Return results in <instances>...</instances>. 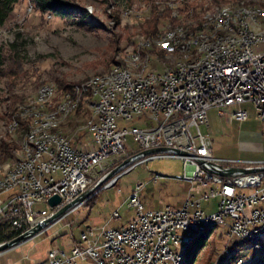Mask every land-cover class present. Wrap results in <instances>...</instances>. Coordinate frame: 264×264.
<instances>
[{
    "label": "built area",
    "instance_id": "2783aa9c",
    "mask_svg": "<svg viewBox=\"0 0 264 264\" xmlns=\"http://www.w3.org/2000/svg\"><path fill=\"white\" fill-rule=\"evenodd\" d=\"M250 32L246 31L243 41L231 51L220 48L213 52V61L198 64V70L180 67L170 71L155 63L148 80L131 79L126 71L114 77L110 86L99 88L98 105H103V112L88 128L90 137L80 145L74 141L59 144L58 140L38 146L26 142L16 151L18 168L3 180L4 187L12 188V195L0 199V234L6 229L19 234L34 226L56 208L49 204L54 210L48 213L34 208L36 202H48L50 196L59 194L57 207L61 206L96 183L94 171H102L105 161L131 152L135 153L128 157L141 155L120 171L143 158L176 157L184 160L185 171L174 178L198 183L205 190L199 197L190 191L180 206L151 208L140 199L145 183L137 182L128 197L129 206L135 208L134 217L120 226L87 228L79 241L68 248L49 249L47 259L37 264H77L80 260L92 264H173L185 236L204 221L219 219L229 236L228 245L255 232V225H264V158L217 157L212 138L201 130L202 124H208L212 108L229 120L246 119L247 109H231L245 101L255 104L264 130V33H259V39H250ZM135 115L138 123L128 125ZM128 134L138 143L133 151L126 150ZM159 147L166 149L141 153ZM40 149H49V158L38 171H31L29 157ZM118 174L104 184L113 183ZM162 176L156 173L153 181ZM216 196L220 198L218 209L207 213L202 200ZM120 217L115 210L112 218ZM263 248L240 255L238 264H248L247 256L252 259Z\"/></svg>",
    "mask_w": 264,
    "mask_h": 264
},
{
    "label": "rangeland",
    "instance_id": "374dc122",
    "mask_svg": "<svg viewBox=\"0 0 264 264\" xmlns=\"http://www.w3.org/2000/svg\"><path fill=\"white\" fill-rule=\"evenodd\" d=\"M71 1L89 11L90 16L85 21L67 22L52 14L45 15L33 10L28 0H20L10 17L0 26V54L6 60L4 65H0V142L4 140L19 146L22 144L25 132L21 133L20 128L14 134H8L13 115L11 112L14 108L34 100L42 83L52 82L59 87L61 82L79 83L107 70L114 63L113 58L118 60L123 58L133 49L135 40L144 34L141 32L147 24L144 23L143 17L148 13L151 3L158 6L160 14L169 12L165 5L167 0H133L130 6H127V3H119L118 0H110L108 3L102 0ZM117 6L122 8V12H115ZM126 9L131 11L126 13ZM116 16H119L120 23L117 22ZM169 20L168 16L162 18L161 26L167 25ZM152 62L156 63V66L159 65L155 59ZM167 64L168 62L162 63L158 67L163 68ZM240 107L248 110L249 116L246 119L229 120L221 116L217 108L210 109L209 122L202 124L201 130L212 138L214 155L217 157L263 159V123L255 104L252 101H245L231 106V109ZM81 109L83 114L73 113L75 117L68 124L69 131L76 135L83 131L79 126L84 118V109ZM134 123H138L137 115L127 122L128 125ZM125 145L127 151L138 148L132 134H128ZM16 151L9 154L0 152V174L17 160ZM133 153L135 152L122 153L109 158L104 162L102 171H94V174H98L94 182ZM184 171V160L176 157L143 158L119 170L113 183L100 187L99 196L93 202L90 212L88 206L87 209L83 208L81 214L75 212L70 216V220L76 221L75 235L79 234L77 225L80 220H84V225L119 226L134 217L135 208L129 206L128 197L137 182L145 183L140 191V199L149 207L180 206L190 191L199 197L205 189L198 183L174 178ZM156 173L163 176L158 181H153ZM219 199L216 196L202 200V206L207 213L218 209ZM34 208L48 213L54 210L46 201L36 202ZM115 210H119L121 215L118 219L111 218ZM54 224L49 227L48 234L39 235L38 232L36 236L28 239L23 249L18 250L17 257L25 253L31 256L33 261H39L52 245L67 248L72 230L69 222H60L56 226ZM209 228H212V232L208 237V243L193 264H219L226 256L234 254L237 250L242 255L256 250L249 242L245 244L236 241L234 246V240L228 245L229 236L224 227ZM11 232L14 231L6 229L0 235ZM258 255L252 259L248 255L246 258L248 264H256V259L260 256ZM182 264L187 262L183 260Z\"/></svg>",
    "mask_w": 264,
    "mask_h": 264
},
{
    "label": "bare ground",
    "instance_id": "6f19581e",
    "mask_svg": "<svg viewBox=\"0 0 264 264\" xmlns=\"http://www.w3.org/2000/svg\"><path fill=\"white\" fill-rule=\"evenodd\" d=\"M166 3L170 13L167 25L155 36L140 35L133 49L121 58L120 63L112 64L109 69L61 92L55 83H42L34 100L20 106L12 115L8 134H14L19 129V118H25L28 122L20 148H24L28 141L31 146L54 140H58L59 144L74 141L76 133L68 130V124L71 115L81 108L84 109V118L78 125L88 133V128L103 112V105H98L99 88L110 86L114 77L124 71L131 79L148 80L155 72L154 59L159 65L168 62L163 68H170V71H177L180 67L198 70V64L213 61V52L220 48L231 51L233 45L243 41L246 31H251L250 39H259V33H264V0H167ZM125 11L130 12L131 9ZM159 65L156 67L159 68ZM47 158L49 149H40L37 155L30 156V170L38 171ZM18 166L17 158L0 174V199L12 195V188L4 187L3 180ZM209 227L220 228L219 219L204 221L198 225V230L185 236L173 264H182L183 248L192 242L198 232ZM236 241L249 242L252 247L261 248L264 246V225H255V232L243 235ZM257 261H260L259 257ZM238 263L240 258L235 264Z\"/></svg>",
    "mask_w": 264,
    "mask_h": 264
},
{
    "label": "trees",
    "instance_id": "16d2710c",
    "mask_svg": "<svg viewBox=\"0 0 264 264\" xmlns=\"http://www.w3.org/2000/svg\"><path fill=\"white\" fill-rule=\"evenodd\" d=\"M20 0H0V26L3 25L6 20L10 17L11 12L13 11L16 3ZM29 3L32 4L33 10L39 11L43 14H52L53 16H56L60 19H63L67 22H76V21H85L87 17L90 16L89 11L84 8V6H79L77 4H73L71 0H28ZM106 3H108L110 0H102ZM133 0H118L120 3H127V6H130L132 4ZM118 3V4H119ZM119 6H117V9L115 12H122ZM123 14V13H122ZM170 13L167 12V14H160L159 8L154 3H151L148 9V13L144 15V23L147 24V26L143 29L141 33L155 36L161 32L163 25L161 26L160 20L162 18L169 17ZM117 17V22L120 23V19ZM121 62V59H119ZM118 59L113 58V64L120 63ZM116 62V63H115ZM6 63V60L3 59V56L0 54V65H4ZM112 66V65H111ZM110 66V67H111ZM109 67V68H110ZM108 68V69H109ZM77 83L70 82V83H59V92L70 89L73 86H75ZM18 107L14 108V110L11 112V115L16 112ZM20 123V132L24 133L26 132L28 128V122L25 118H19ZM20 146L18 144L7 142V141H1L0 142V152L4 153H12L13 151H16L19 149ZM212 232V228H208L204 231L198 232L192 242L188 244L184 248V260L187 262V264H193L199 257L201 251L205 248V246L208 243V237L210 236ZM15 235H17L16 232H11L6 235H0L1 241H6L9 239H12ZM236 243V242H235ZM235 246V244H234ZM240 255H242L238 250L231 255L226 256L224 261H222L219 264H235L237 260L240 258ZM261 256V257H260ZM259 256L260 261H257L256 264H264V253H262ZM260 262V263H259Z\"/></svg>",
    "mask_w": 264,
    "mask_h": 264
},
{
    "label": "crops",
    "instance_id": "0c3cea01",
    "mask_svg": "<svg viewBox=\"0 0 264 264\" xmlns=\"http://www.w3.org/2000/svg\"><path fill=\"white\" fill-rule=\"evenodd\" d=\"M82 113L83 114V110L82 109H79L77 112H76V115L77 114H80ZM75 115H72L71 117V120L72 118H74ZM70 120V121H71ZM69 127V126H68ZM69 130V129H68ZM78 137V138H77ZM90 136L88 133L84 132V131H80L76 137L74 138V142L77 144V145H80L81 144V141H85L86 139H88ZM213 152H214V148H213ZM99 193H100V188H98L94 193H92L90 195V197L87 199V201L83 204H81L80 206H78L76 209H72L68 212H66L65 214H63L62 216H60L58 219L50 222V224H48L47 226H45L40 232H39V235H45V234H48V232L50 231V226L53 225L54 223V226H56L57 224H59L60 222H69L70 224V227L72 228L71 230V234H70V238L71 240L69 241L68 245H67V248L70 247L71 244H73L75 241H79V236H80V233L87 229V228H90V227H98V225H84L83 222L84 220H80V222H78V225L77 227H79V234L78 235H75V225H76V221L74 219H69L70 216H72L75 212H78V214H81L82 213V210L84 207L89 208L88 206H90L89 208V212H90V209L92 210V207L94 205V201L95 199H97V197L99 196ZM93 203V204H92ZM165 205H161V206H158V207H151V208H160V207H163ZM149 207V206H147ZM86 211V210H85ZM89 216V215H88ZM112 218V216H111ZM59 220V221H58ZM109 223V222H108ZM126 222H124L123 224H125ZM122 225V224H121ZM53 226V227H54ZM120 226V225H119ZM52 227V228H53ZM38 235V236H39ZM36 236V235H35ZM34 237V236H33ZM32 238V237H31ZM30 239V238H29ZM28 240V239H27ZM27 240H24L16 245H13L7 249H4L2 251H0V264H37L39 262H42L44 260L47 259V255H48V252L46 253V255L44 257H42V259H40L39 261H33V259L31 258V256L27 255L24 253V255H22L21 257H17V252L18 250L20 249H23V247L28 243L26 242ZM53 247H56L54 245H52L49 249L53 248ZM48 249V251H49ZM5 257L6 260H5ZM77 264H90L89 261H83V260H80Z\"/></svg>",
    "mask_w": 264,
    "mask_h": 264
},
{
    "label": "water",
    "instance_id": "95a60500",
    "mask_svg": "<svg viewBox=\"0 0 264 264\" xmlns=\"http://www.w3.org/2000/svg\"><path fill=\"white\" fill-rule=\"evenodd\" d=\"M165 147H159V148H150L143 150L142 154H148L155 151H162L165 150ZM179 153L186 154V152L182 150H177ZM141 154H137L134 157H127L124 159L119 165L115 166L112 170L108 171L106 174H104L101 178L97 180V182L86 189L85 191L81 192L79 195H77L72 200L62 204L61 206L57 205L61 202V197L59 194H55L49 197L48 202L52 207H56L55 210L47 217L43 218L41 221L37 222L34 226L28 228L27 230L19 233L15 237H13L10 240H6L0 243V251L7 249L13 245H16L24 240H27L34 235H36L38 232H40L48 223L52 222L53 220L58 219L60 216L68 212L74 205L78 204L82 200L88 198L94 191H96L98 188H100L108 179H110L112 176L118 173L120 169H122L124 166L129 164L131 161L137 159ZM202 160H200L201 162Z\"/></svg>",
    "mask_w": 264,
    "mask_h": 264
}]
</instances>
